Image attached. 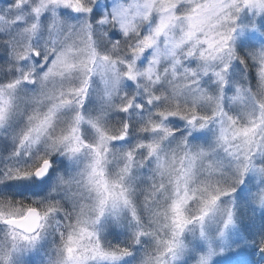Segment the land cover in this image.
I'll list each match as a JSON object with an SVG mask.
<instances>
[{
    "label": "snow or ice",
    "instance_id": "obj_1",
    "mask_svg": "<svg viewBox=\"0 0 264 264\" xmlns=\"http://www.w3.org/2000/svg\"><path fill=\"white\" fill-rule=\"evenodd\" d=\"M111 25L125 35L146 28L133 53L152 55L142 71L126 65L129 81L155 82L162 61L195 78L180 53L201 61L209 85L190 113L177 102L145 118L159 97H126L118 122L102 108L57 131L58 113L80 107L83 88L47 111L21 108L40 103L21 96L37 77L76 70H94L110 103L119 76L94 41ZM175 119L189 127L169 149ZM210 120L235 164L228 174L209 163L196 183L209 151L191 140ZM40 251L41 264H264V0H0V264Z\"/></svg>",
    "mask_w": 264,
    "mask_h": 264
},
{
    "label": "clouds",
    "instance_id": "obj_2",
    "mask_svg": "<svg viewBox=\"0 0 264 264\" xmlns=\"http://www.w3.org/2000/svg\"><path fill=\"white\" fill-rule=\"evenodd\" d=\"M101 3L110 5L113 3V0H101ZM108 32L111 35H108ZM141 32H146V28L141 26L136 32L125 35L120 31L118 25H111L107 26L106 31L104 28H99L95 33L94 43L97 56L108 57V66L113 69L115 75L119 76V91L114 94L113 100L110 103L102 99L104 86L101 83L100 76L94 70L88 72L76 70L63 74L56 79H49L48 81L37 77L36 85L24 90L21 96L39 97L40 103L38 105L22 103L21 108L31 111L33 107H39L41 111H47L50 107V101L54 102V98L58 95L66 94L70 89L83 88L84 93L80 97L82 105L80 107L73 105L72 108L64 109L58 113L57 131L66 129L72 124L76 112L82 113L85 117H92L102 108L111 118L109 124L118 122L120 117L117 114L116 106L123 102L126 97H136L137 102H146L149 97H159V101L156 102L155 107L153 105H147L144 110L145 118L158 109L165 111L175 110L177 102H179L183 111L190 113L192 109L188 108L187 104L199 96V89L207 88L209 85V78L200 71L201 61L196 57L189 58L183 56V52L180 53L183 57V66L197 70V76L195 78L190 76L185 77L182 69H178L177 74L174 76L167 61L161 62L158 69L159 79L155 82L147 78L138 81H129L128 78L123 76V73L127 70V64L135 61L137 66L136 70L142 71L143 66L148 63V57L152 55L151 50H149L147 56H137L133 53V49L137 47V41L141 39ZM251 39L255 41L256 36L254 35ZM85 42L87 44L93 43L92 41H88L86 37ZM141 61L144 62V65H141ZM99 62L98 60L97 63ZM195 80H199V83H195ZM181 89L184 93L183 96L180 95ZM73 99L75 100L76 97H73ZM193 107H199L203 114H208V111H210L208 105L195 104ZM125 116L128 117L129 114H125ZM136 119L137 121L141 119L139 113L136 114ZM83 127L82 125L81 131H83ZM169 127L180 135H177L170 144L166 143L165 147L176 149L179 141L186 135L189 126L186 120L175 119L169 124ZM191 144L203 146L209 151V157L199 165L196 173V183L207 179L209 163H214L218 167H222L225 173H231L235 161L230 154L226 153L223 146L217 143L216 123L214 121L210 120L207 129L202 134L197 135L195 139L191 140ZM217 178L220 177L218 176ZM253 182L255 183V180ZM62 203L67 205L65 211H74L70 200L62 201ZM49 239L51 238L49 237ZM43 256V251L25 253L18 258L17 264H41Z\"/></svg>",
    "mask_w": 264,
    "mask_h": 264
}]
</instances>
